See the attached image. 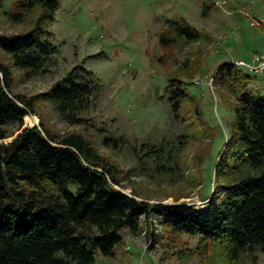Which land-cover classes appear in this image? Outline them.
Returning a JSON list of instances; mask_svg holds the SVG:
<instances>
[{"label": "rangeland", "instance_id": "374dc122", "mask_svg": "<svg viewBox=\"0 0 264 264\" xmlns=\"http://www.w3.org/2000/svg\"><path fill=\"white\" fill-rule=\"evenodd\" d=\"M25 1L0 0V35L38 27L51 33L57 53L46 73L27 79L0 50V62L13 73V92L43 94L75 66L93 73L98 86L81 124H66L50 103L39 102L23 127L41 122L55 135L80 133L100 155L131 172L122 186L125 193L151 204L169 205L178 198V203L205 210L218 151L232 122L227 105L235 100L211 78L220 64L238 66L264 53V0H57L52 21H39V7L21 8ZM204 3L214 4L206 15ZM18 14L22 18H14ZM182 23L209 42L192 44L177 37L174 28ZM251 75L249 88L264 95V71ZM172 76L183 79L195 98L176 119L165 93ZM196 106L210 135L199 127ZM104 137L118 139L117 147L104 145ZM162 223L153 216L149 222L141 220L136 236L122 230L114 256L97 254L94 264H254L247 254L230 260L220 246L198 251L196 239L172 235ZM253 256L264 264V253Z\"/></svg>", "mask_w": 264, "mask_h": 264}, {"label": "trees", "instance_id": "16d2710c", "mask_svg": "<svg viewBox=\"0 0 264 264\" xmlns=\"http://www.w3.org/2000/svg\"><path fill=\"white\" fill-rule=\"evenodd\" d=\"M57 5V0L19 4L24 10L41 8L39 21H52ZM213 5L204 3L203 15ZM174 32L192 44L209 42L184 23ZM50 37L38 27L0 35V50L29 79L46 73L57 53ZM251 72L225 62L211 78L235 100L227 105L232 122L218 151L207 208L198 210L178 203V198L169 205L151 204L125 193L122 186L131 172L100 155L80 133L55 135L41 122L21 131L23 119L27 124V115L36 114L39 102L50 103L68 125L84 122L80 116L98 86L93 73L75 66L47 92L26 97L13 92L12 70L0 62V264H94L97 254L114 256L122 230L136 236L141 220L149 222L153 216L163 220L166 232L196 239L198 251L220 246L232 261L247 254L257 264L253 254L264 253V95L249 88ZM165 93L175 119L185 103H195L180 77L168 79ZM198 108L199 127L210 135ZM103 144L115 148L118 139L104 137Z\"/></svg>", "mask_w": 264, "mask_h": 264}, {"label": "built area", "instance_id": "2783aa9c", "mask_svg": "<svg viewBox=\"0 0 264 264\" xmlns=\"http://www.w3.org/2000/svg\"><path fill=\"white\" fill-rule=\"evenodd\" d=\"M236 64L252 72L264 71V53L252 55L250 63L239 62Z\"/></svg>", "mask_w": 264, "mask_h": 264}, {"label": "water", "instance_id": "95a60500", "mask_svg": "<svg viewBox=\"0 0 264 264\" xmlns=\"http://www.w3.org/2000/svg\"><path fill=\"white\" fill-rule=\"evenodd\" d=\"M25 128H27V127H23V128L21 129V131H22L23 129H25ZM21 131H19L17 134H19ZM17 134H16V135H17ZM16 135H15V136H16ZM15 136H14V137H15ZM14 137H13V138H14ZM13 138H12V139H13ZM12 139H11V140H12Z\"/></svg>", "mask_w": 264, "mask_h": 264}]
</instances>
